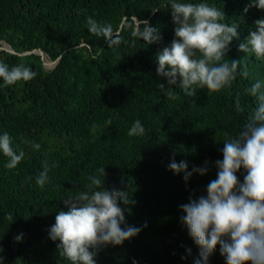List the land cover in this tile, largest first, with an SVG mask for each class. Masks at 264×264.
Masks as SVG:
<instances>
[{
	"label": "trees",
	"instance_id": "obj_1",
	"mask_svg": "<svg viewBox=\"0 0 264 264\" xmlns=\"http://www.w3.org/2000/svg\"><path fill=\"white\" fill-rule=\"evenodd\" d=\"M171 2L0 0V62L23 63L37 73L12 85L0 78V134L8 132L13 149L24 152L12 169L0 152V264H71L49 229L66 210L64 200L88 191L94 176L105 188L129 193L135 203L120 204L121 228L141 229L121 245L90 249L96 264H205L180 206L207 194L224 142L238 138L258 107L247 90L260 82L264 92V61L239 45L264 19V9L250 6L252 0H177L207 3L225 14L222 23L238 25L223 58L240 61L231 85L219 91L194 85L196 94L187 96L157 74V53L176 39ZM89 17L110 25L119 43L109 46L90 33ZM142 20L158 29L160 42L132 35ZM37 49L56 64L46 68ZM137 119L145 134L129 136ZM173 160L187 163V181L169 168ZM205 162L206 174L193 172ZM45 166L41 187L36 180ZM236 175L242 183L246 170ZM207 264H226L219 244Z\"/></svg>",
	"mask_w": 264,
	"mask_h": 264
},
{
	"label": "clouds",
	"instance_id": "obj_2",
	"mask_svg": "<svg viewBox=\"0 0 264 264\" xmlns=\"http://www.w3.org/2000/svg\"><path fill=\"white\" fill-rule=\"evenodd\" d=\"M250 6L264 9V0H252ZM171 16L175 27V37L170 46L157 53V74L168 85H179L185 95L194 96L198 86L210 91H219L230 86L236 78L240 61L224 60L228 46L238 37V25L222 23L225 14L207 3H181L172 0ZM248 8H245V12ZM246 43L239 45L244 52L251 51L264 61V19L255 21ZM89 31L103 36L109 46L119 43L111 39L110 25L98 24L88 18ZM142 26V27H141ZM134 37L142 38L147 44L158 43L162 36L157 28L147 20L139 21L132 31ZM199 53V56L197 55ZM37 75L23 63L9 67L0 62V78L5 85L17 81H29ZM247 76V72L243 73ZM160 88L165 84L160 83ZM261 83H254L247 91L258 100V107L245 125L238 138L228 139L222 148L223 159L217 160V178L207 185L206 195L181 205L185 213L181 221L188 228L189 235L200 248V257L207 264L216 246L226 264H264V92ZM171 95V93H169ZM145 128L139 119L128 131L129 136H143ZM34 147L39 149L40 145ZM0 152L9 158L6 167L15 168L23 159L24 152L18 154L13 149L12 137L8 132L0 134ZM169 168L179 174L184 172L187 181L192 172L187 171V163L173 160ZM246 170L241 183L236 173ZM208 171L204 167L193 168L201 175ZM98 172L105 176L104 168ZM48 179V169L37 177V184L44 186ZM88 191H81L64 200L66 210L58 211L55 223L49 229V238L59 241L60 256L71 264H96L94 256L102 245H121L125 240L137 235L140 228L125 223V206L134 204L129 193L120 189L104 187V179L91 177ZM130 211V208L128 209ZM21 237L17 236L19 240ZM200 264V261H197Z\"/></svg>",
	"mask_w": 264,
	"mask_h": 264
},
{
	"label": "water",
	"instance_id": "obj_3",
	"mask_svg": "<svg viewBox=\"0 0 264 264\" xmlns=\"http://www.w3.org/2000/svg\"><path fill=\"white\" fill-rule=\"evenodd\" d=\"M27 53L28 52H23V53H20L19 55H23V54H27ZM33 53L41 56V58L44 60V66L46 68H52L57 62V61H51V60L47 59L45 53L39 49L33 51Z\"/></svg>",
	"mask_w": 264,
	"mask_h": 264
}]
</instances>
